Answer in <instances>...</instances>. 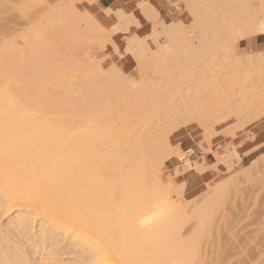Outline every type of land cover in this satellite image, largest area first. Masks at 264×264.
Here are the masks:
<instances>
[{"label":"bare ground","instance_id":"obj_1","mask_svg":"<svg viewBox=\"0 0 264 264\" xmlns=\"http://www.w3.org/2000/svg\"><path fill=\"white\" fill-rule=\"evenodd\" d=\"M6 1V6L3 0L1 5L10 7ZM14 1L16 4L17 0ZM14 1L10 3L13 5ZM38 1L43 9L38 5L35 11L28 4L30 1L27 4L17 1L26 5L19 9L23 19H19L18 12L3 14L7 16L5 23L11 21L13 14L15 19L16 14L24 21L19 22L21 26L34 16L37 24L29 21L32 26L24 24L26 28L22 27L25 29L21 32L17 30L21 29L17 21H12L13 25L6 23L11 27L7 31L9 36L22 35L24 42L19 43L20 39L15 41L13 37L15 45L5 37L2 41H9L8 44L0 42V46H5L0 47V208L12 203L13 209L35 210L36 214L34 218L18 220L7 236L0 220V260L84 264L86 258L103 248L114 264L153 260L165 264H240L244 257L249 264H264L261 242L255 261L247 252L256 241L255 233L260 235L252 231L255 224L261 231L256 220L264 217L261 209L255 214L256 220L253 219L248 207L257 193L254 180L259 182L255 162L250 169L243 170L244 175L240 174L247 178L257 172L252 175L256 177L251 189H247L248 185L241 188L243 177L235 174L189 201L183 195L184 183L180 187L161 178L162 169L176 158L184 163L182 171L203 175L209 169L202 162L180 159L181 144L172 143V136L179 130L196 125L203 132L202 147L222 135L233 137L236 130L261 118L264 78L252 84L254 80H249L248 75L261 70V52L240 57L232 43L221 44L224 40L217 31L222 28L236 32V37L239 34L241 38L233 35L232 41L261 36L258 29L264 23V0H185L186 14L205 12L201 15L206 19L214 15L211 21L202 19L208 22L210 30L218 28L214 35L203 34L204 39L213 36V46L204 39H194L192 31L183 24L160 23L159 12L150 3H142L139 6L142 14L153 23L151 39L154 36L167 39L169 49H160L147 58L148 43L137 38L131 41V46L128 44L127 53L139 62L142 76L139 86L117 68L115 72H104L102 66L97 70L91 57L82 51L89 37L91 41L100 34L90 35L81 29L66 7L77 1L61 0L56 4V0L54 6L51 4L53 8L48 6L50 11L45 6L47 1ZM7 9L4 10H12ZM125 17L132 19V15ZM63 50L73 52V56L81 50L80 59L61 58ZM212 51L222 54L208 56ZM177 53L182 56L187 53V57L177 58ZM148 59L150 62L146 63ZM180 59L186 61L187 73L175 80L172 72L183 71L175 64ZM223 69L228 71L215 74L213 83H208L209 70L219 73ZM233 119L236 123L228 125ZM216 127L222 129L216 131ZM261 157L263 162L264 156ZM239 159L238 151L233 149L220 164L231 173ZM180 171L177 169L176 174ZM239 190L246 193L241 209L232 205L236 197L228 210L227 200ZM75 197L87 203L83 215L74 217L57 210L58 205ZM161 202L166 203L165 215L148 228H140L137 219L153 215ZM242 213H247L246 217ZM248 217L254 220L250 219L251 224L246 225L250 227L245 226ZM249 229L253 237L249 234L247 240L252 244L246 250L241 240H245L244 233ZM235 255L240 257L238 263Z\"/></svg>","mask_w":264,"mask_h":264},{"label":"rangeland","instance_id":"obj_2","mask_svg":"<svg viewBox=\"0 0 264 264\" xmlns=\"http://www.w3.org/2000/svg\"><path fill=\"white\" fill-rule=\"evenodd\" d=\"M4 1V3H5V0H3ZM11 2H13L12 0H10ZM10 1L8 2V0L6 1L7 3H9L7 6H9L10 5V7H5L6 6V3L4 4L5 6L3 7L2 5H1V3H0V5L2 6V8H3V10L6 8H9V9H11L12 8V10L10 11H7V10H4L3 11V13L1 14V10H2V8H1V6H0V8H1V10H0V16L1 17H3V18H0V19H2V20H0V23L2 22V24L0 25V32H1V34H0V42L2 43L3 41V39H2V37L4 38H6L7 40H9V41H12V42H10V43H14V45L17 43H15V41H17V40H19L20 39V42L19 43H21V42H24V39L23 40H21L22 39V35H20V36H16L15 38L13 37V35L12 36H9L10 34H9V28H11V27H9L10 25H6V23H8V24H10V23H12V25H13V22L12 21H17L18 23L20 22H22L23 20H19V19H23L22 17L23 16H20L21 14L19 13V9H21L23 6H26V5H23V4H27L26 2H28V1H30V2H28V4L30 3L32 6H33V10H34V8L36 9V8H38L37 6L38 5H40V3H38L39 1L38 0H23V1H25V3L24 2H22V0H21V2L23 3V4H21V2L19 3V4H17V1H16V4H15V1H14V3H13V5L10 3ZM38 1V2H37ZM46 2V3H48V1L49 0H41V2ZM54 1H56V0H53V2L50 0V2H49V4L48 5H46V3H45V6L46 7H48L49 5L50 6H54L55 5V3H54ZM58 1H61V0H57L56 2V4H58L59 2ZM75 1H77V0H75ZM196 1V0H195ZM0 2H1V0H0ZM37 2V4H35ZM184 2H186L185 0H119V2L118 3H120L121 5H122V11L124 12V14H126V15H132V20H134L135 21V23H133V22H129V24L128 25H126L127 27H128V30L126 31V32H121V31H117L116 33H114L113 35H111V36H109V37H106V39L107 40H110V41H112V42H114L113 41V37H114V35H116L117 33H124V34H129L128 36H124V37H126V38H124L123 39V42H118L117 40H115V44L117 43V45L119 46V48H121V57H116V56H114L113 54H112V49H111V44L110 43H106L105 42V40H104V38H105V36H103L102 34H98L99 36L97 37H95L96 38V42H92L93 40H91L90 41V37L88 38L89 39V41H87L86 42V45H83V48H82V51L85 53V54H87V55H89L90 57H91V59H92V63L95 65V67H96V69L98 70V69H100L101 68V66H102V70L104 71V72H111L109 69L112 67V64H110L109 63V59H105V58H103L102 56H101V54L100 53H102V52H104V53H108V55H109V58L111 59V61H112V63H114L115 65H116V68L117 69H119L123 74H124V76H126V77H128V79H132L134 82H135V84H138V85H136V86H139L140 84H141V81H142V76H141V72H140V67H138V65H139V62L138 61H136L137 60V58H135V56H132V54H128L127 52H125V51H123V49H127V46H128V44H129V42H131L132 40H134V39H140V40H142L144 43L146 42V43H148V45H149V48H150V53L148 54V56H147V58H150V57H152V55H150V54H156V52L158 51H160V49L161 50H166V49H169V48H167L168 46H169V44H167V39L165 40L164 38H160L159 36H154L153 37V39H151L152 38V33H153V31H154V28H153V23L151 22V21H149V20H147V18L142 14V12H141V10H140V5L142 4V3H150L158 12H159V14H160V16H159V22L160 23H163L165 26H171L173 23H180V24H183V27L185 28V29H187L188 27L190 28H188L187 30H191L190 32L192 33V35H194L193 36V38L194 39H196L197 38V40H200V39H204V36H203V34H204V32H208V33H211V35H214L213 33H214V31H217V27L215 26L216 24H214V20L212 21V23L214 24V26L217 28H215L216 30H210V26L209 27H207V23L205 22L207 19H210V18H213V16L214 15H210L209 17H207V19L205 18V16H204V18H203V14L205 13V12H202V13H195V14H192V15H189V14H186V12H188V9H187V7H186V9H185V6H187L186 4H187V2H186V4L184 3ZM52 3H54V4H52ZM61 3V2H60ZM59 3V4H60ZM174 3L176 4L177 3V5H174ZM42 4V3H41ZM52 4V5H51ZM21 5H23V6H21ZM30 5V6H31ZM35 5V6H34ZM14 8H13V7ZM17 6V7H16ZM20 6V7H19ZM28 7V8H31V7ZM41 7H42V5H40ZM53 6H52V8H53ZM123 6H128V8H127V10H125L124 9V7ZM180 6V7H179ZM46 7H44V9H46ZM176 7H178V8H176ZM16 8H17V11H16ZM24 8V7H23ZM22 8V9H23ZM200 8H202V7H200ZM31 9V10H32ZM40 9V8H39ZM42 9H43V7H42ZM47 9H49V7L47 8ZM47 9L46 10H44V13L47 11ZM186 11H185V10ZM255 9H257V10H259L258 8H255ZM30 10V9H29ZM30 10V11H31ZM12 11H13V13H15L16 12V14H17V12H18V15L17 16H20L19 17V19L17 18V17H15L16 16V14H15V16H14V18L15 19H13L12 18V16L14 15H12L11 16V18H10V22L8 21H6V23L4 22L5 21V17H6V20H7V16H3V14L4 13H6V12H9V13H7V15H10L11 13H12ZM35 11V10H34ZM38 12L40 11V10H37ZM36 11V12H37ZM49 11H50V9H49ZM48 11V12H49ZM175 11V12H174ZM37 12V13H38ZM31 13V12H30ZM36 13V14H37ZM43 14V13H42ZM182 14V15H181ZM188 15V16H185V15ZM198 14H199V16H198ZM202 14V15H201ZM4 15H6V14H4ZM30 15V14H29ZM35 15V14H34ZM40 15V14H39ZM33 16V15H32ZM185 16V17H184ZM212 16V17H211ZM220 16V15H219ZM227 16H229V14L227 15ZM231 16V15H230ZM10 17V16H9ZM37 17H38V15H37ZM136 17V18H135ZM18 20H17V19ZM25 18V17H24ZM27 18V17H26ZM30 19H32L31 18V16L29 17ZM34 18H35V16H34ZM33 18V19H34ZM39 18V17H38ZM182 18V19H181ZM4 19V20H3ZM9 19V18H8ZM29 20V19H27L26 21H27V25H28V23H29V21L31 22H34V21H36V20ZM35 19H37V18H35ZM113 20H116V18L115 17H113L112 18ZM193 19H196L195 20V22L193 21ZM202 19H205V21L204 20H202ZM215 19V18H214ZM25 20V19H24ZM187 20V21H186ZM201 20V21H200ZM15 21H14V23H15ZM25 21V22H26ZM192 21H193V23H192ZM205 23H204V22ZM210 21H211V19H210ZM24 22V21H23ZM22 22V23H23ZM203 22V23H202ZM18 24V27H19V25H20V27H21V29L20 28H18L17 26V30H22V29H25L26 27L24 26V24H23V26H21V24ZM35 23L37 24V21L36 22H34V23H31V24H33V25H35ZM116 23H120V21L118 22V20H116ZM210 23V22H209ZM210 24L211 25V28H214L213 27V24ZM25 24V25H26ZM30 23H29V25H31ZM188 24V25H187ZM205 24V25H204ZM3 25V26H2ZM16 25V24H15ZM141 25L142 26H145L144 27V29L139 33V36H137V34H136V31H137V29H139V28H141ZM185 25V26H184ZM32 26V25H31ZM30 26V27H31ZM6 27H8L7 29H6ZM22 27H25V28H22ZM27 28H29V26L27 27ZM34 28V27H33ZM208 28H209V30H208ZM6 31H5V30ZM32 29V28H31ZM221 30L222 31H220V28H219V31H217V32H215V33H217L218 34V36H221V38L224 40V41H221L220 39H217V41H221V44H224V43H230V41H232L233 40V35H235V33L236 32H230V31H228V30H224V29H222L221 28ZM224 30V31H223ZM7 31H9V32H7ZM22 32V31H21ZM19 33V32H18ZM194 33V34H193ZM220 33V34H219ZM232 33H234V34H232ZM3 34V35H2ZM6 34V35H5ZM237 34V33H236ZM152 35V36H151ZM102 36L104 37V38H102ZM151 36V37H150ZM8 37H11V38H8ZM12 37L15 39V41L13 42V40L14 39H12ZM21 37V38H20ZM24 37V36H23ZM234 37H236V35L234 36ZM4 38V39H5ZM97 38H98V40H97ZM103 40H102V39ZM109 38V39H108ZM155 38L157 39V40H155ZM251 39V38H250ZM250 39H247V40H245V41H235V43L233 44L232 43V46L234 47V51H235V53H236V55H238V56H240V57H244V55H246V54H254V53H256V52H262V51H264V38H261V36H259V37H257L256 38V40L255 41H253L251 44H249V41H250ZM99 40H102V41H100V42H98ZM153 40V41H152ZM196 40V41H197ZM8 41V42H9ZM95 41V40H94ZM104 41V42H103ZM154 41H155V43H154ZM157 41V42H156ZM258 41H259V44H256V43H258ZM5 42V41H4ZM4 42H3V44H4ZM8 42H5V46H6V44H8ZM26 42V41H25ZM166 42V43H165ZM194 42H195V40H194ZM204 42H208V44L209 45H212L213 44V42H214V39H213V36L211 37V36H209L207 39H204ZM97 43V44H96ZM99 43V44H98ZM103 43V44H102ZM2 44V46L3 47H5L4 45ZM23 44V43H22ZM22 44H17V45H21L22 47H25L26 45H27V43H26V45L24 44V45H22ZM101 45V46H100ZM102 45H104V47H102ZM157 45H159V46H157ZM166 45V46H165ZM2 46H0V47H2ZM161 46H163V47H161ZM213 46V45H212ZM211 46V47H212ZM158 47V48H157ZM1 49V48H0ZM159 49V50H158ZM66 51V52H65ZM80 52H78L77 54H74V56L76 57H74L73 55H72V53L73 52H71V53H69L67 50H63L62 51V53H61V58H63V59H65V60H71L72 58L71 57H73V58H75V59H80V58H78V56L81 54V50H79ZM157 52V53H158ZM79 54V55H78ZM178 54V53H177ZM176 54V55H177ZM183 54V56L181 55V54H178V56L179 55H181V58L182 59H184V58H186L187 57V53H182ZM216 54H218V56L219 55H221L222 53L221 52H215V51H212V52H209V53H207V55L208 56H211V55H216ZM150 55V56H149ZM186 55V56H185ZM82 56V55H81ZM175 56V55H174ZM173 56V57H174ZM69 57L71 58V59H69ZM80 57V56H79ZM123 58H127V60H131V62H130V64H129V66H127V69H124L126 72H124L121 68H120V66H119V64H118V62L119 61H123ZM177 58H180V56L179 57H177ZM175 58H173V60H174ZM182 59H180V60H176L175 61V64L176 65H178L179 67H181L182 69H183V71H181V70H176V71H173L172 73H174V75L176 76V78H175V80H178V79H180L181 78V76H182V74L183 73H187V72H185L184 71V69L185 70H187L185 67L187 66V64H186V61H184V60H182ZM211 59H213V60H218V58H211ZM71 61H74L73 59L71 60ZM78 61V60H77ZM152 61V60H151ZM146 63H149L150 61H149V59L148 60H146L145 61ZM144 62V64L145 65H147L146 63ZM150 65V64H149ZM138 68H137V67ZM217 69V68H216ZM109 70V71H108ZM228 70H220V72L219 73H215L213 70H209L206 74H207V79L209 80L208 81V83H213V78H214V76H215V74L216 75H218V74H225L226 72H227ZM113 72V71H112ZM140 72V73H139ZM149 72H147V74H148ZM140 75V76H139ZM248 75H250V77H249V80L250 79H252V80H254V82L252 83V84H254V83H257V82H259V80L261 79V78H264V65H262V67H261V70H257L256 72H253V73H249ZM145 80H149V78H148V76H145ZM248 80V79H247ZM100 86V85H99ZM100 87H102V86H100ZM239 87V86H238ZM238 93H239V90H238ZM234 123H236V120H232L230 123H228V125H232V124H234ZM217 129V130H216ZM222 129V127H216L215 128V130L216 131H220ZM202 134H203V132H202V130L201 129H199L196 125H190V126H188V127H185V128H183V129H181V130H179L178 132H176L173 136H172V143H173V145H178V144H181V151H180V155H182L183 156V154H184V152L186 151V150H188V149H192V150H194L195 151V154H196V157H194L193 159H191L192 161H196L197 163H201V164H203V165H205L206 166V168L208 167L209 169H207L206 170V173H209L210 174V176L208 177V179L205 181V182H203V180H201L200 178H199V176L201 175L199 172H197V171H189V172H186V171H182L183 169V165H184V163L183 162H180L177 158L176 159H174V161L172 160H170V161H168L169 162V164L167 163V165H166V167H164V169H162V172H161V178L164 180V182L165 183H168L169 181L171 182V181H173L177 186H180V184H181V186H182V183H184L185 184V186H184V191H183V195H184V197L189 201V200H193L194 198H196L197 196H200L201 195V193H205L206 191L208 192V191H210V190H212L213 189V187H215V186H217L218 184H220V182L222 183V181H224V180H227L228 178L229 179H232L234 176H236V175H239L240 177H243V175H244V173H242V172H244L243 170H248V169H250L252 166V164H254V162H255V164L257 165L256 166V170H257V172H255L254 171V174L252 173V175H256V173H257V179H259V182L255 179L254 180V176H249V177H247V178H242L240 181L242 182V184L243 185H241V188H242V186H244L245 187V185H248V187H247V189L249 190V189H251V183L253 182V180H254V185H256L257 187H256V190H257V193H256V195H255V197L254 198H252V200L250 199L249 201H251L250 202V204H248L249 206L248 207H250V209H251V213H252V217H253V219H255V214L257 213V212H259L261 209H264V183H262V182H264V158H263V162L261 161L262 160V157L261 156H264V144L262 145V144H259V140H258V135L259 134H262V135H264V119H261V118H258L257 120H255L254 122H252V123H250V124H247V125H245L243 128H241L240 130H236V132H235V136H219L218 138H216V139H214L213 141H212V143H211V145H207V144H203L202 145V147H201V144H200V142H201V140H202ZM198 144H200V145H198ZM209 146V147H208ZM211 146V147H210ZM207 150V152H204V151H206ZM233 149H236L237 151H238V153H239V155H240V159L238 160L239 161V163H237V166L234 168L235 170L233 171V172H231V173H229V172H227V169L222 165V164H220V161L222 160V159H224V158H226L228 155H230L231 153H232V150ZM204 150V151H203ZM208 150H210V151H208ZM242 158V159H241ZM256 160L258 161V162H262V163H258V162H256ZM205 164H204V163ZM219 163V164H218ZM258 163V164H257ZM183 164V165H182ZM217 164V165H216ZM216 165V166H215ZM210 166V167H209ZM213 167V168H212ZM212 168V169H211ZM177 169H179V170H181L180 171V173H177L176 174V170ZM214 169V170H213ZM245 170V171H246ZM206 173H204V174H206ZM243 174V175H240V174ZM236 174V175H235ZM258 175H259V177H258ZM239 177V178H240ZM181 178V179H180ZM256 181H257V183H256ZM197 182V183H196ZM261 182V184L259 185V183ZM188 183V184H187ZM250 185V186H249ZM253 185V184H252ZM180 186V187H181ZM182 186V187H183ZM194 186V187H193ZM263 186V187H262ZM203 187V188H202ZM263 188V189H262ZM210 189V190H209ZM232 189V188H231ZM195 190V191H194ZM203 190V191H202ZM233 190V189H232ZM242 190V189H241ZM241 190H239L238 192H236L237 194H233V195H230L231 197L227 200V202H226V204H225V208H227V207H229L230 208V206H234V205H236V207H238L237 209H241V206L240 205H242V203H243V201H242V199H244L245 198V195H246V193H244L243 191H241ZM198 191V192H197ZM202 191V192H201ZM187 192H188V194H187ZM191 192V193H190ZM231 192V191H230ZM234 191H232L231 192V194L233 193ZM247 192V191H246ZM198 193V194H197ZM235 193V192H234ZM196 194V195H195ZM190 197V198H189ZM237 197V198H236ZM240 197V198H239ZM236 198V200H234L233 201V199H235ZM239 199V200H238ZM234 202V203H238L239 204V206H237L238 204H232L231 202ZM241 201V202H240ZM230 202V203H229ZM254 202V203H253ZM232 204V205H231ZM232 206V207H233ZM236 207H235V210H236ZM229 208H227L228 210H229ZM231 209V208H230ZM256 209V210H255ZM232 210H233V208H232ZM235 210H233L232 212H235ZM241 215H243L244 217H246V215H247V213L246 214H241ZM242 216V217H243ZM249 219L245 222V226L246 225H249V223L251 224V222H253L254 220H252L250 217H248ZM222 219V218H221ZM221 219H220V221H221ZM240 219H242V218H239V221H240ZM245 219V218H244ZM252 220L251 222L249 221V220ZM223 221H224V219H222ZM243 220V219H242ZM256 220V219H255ZM222 221V222H223ZM228 221H229V219H228ZM256 222H257V224L259 225V227L261 228V231H259L258 230V227H257V225L255 224L254 225V228H253V226H252V228H250V229H252V231L253 230H255V231H257V232H259V234L261 235V239H260V235H257L256 233H255V231H254V233H255V235L256 236H258L257 238H256V236L255 237H253V234H252V231H251V233H250V229L249 230H246V232L244 231L245 229H244V227H242V224H241V228H243L244 230H243V232H245L244 234H245V237L243 236V238H245V240L243 239V241H245V242H243L242 240H241V242L242 243H244L245 245H244V247L246 248V250H248V247L247 246H249V248H250V246H251V244H252V242L250 241V242H248V240H247V238L251 235V237H253V239L255 238V242H253V246H255L256 245V247H253V246H251V248L247 251V252H249L248 254L250 255V258H251V260L253 259H256V257L259 255L258 253H257V251H258V248H259V243L261 242V245H264V217L260 220V221H257L256 220ZM192 224H193V222H191ZM189 224V226L190 225H192V224ZM240 223H242L241 221H240ZM244 223V222H243ZM255 223V222H254ZM254 223H252V225L254 224ZM244 225V224H243ZM188 225L186 226V227H189ZM246 227H250V226H246ZM245 227V228H246ZM185 232V231H184ZM246 234H248V235H246ZM250 234V235H249ZM263 234V235H262ZM250 238V237H249ZM257 239L259 240L258 242H257ZM248 243H250L249 245H248ZM253 247V248H252ZM245 248H243V249H245ZM251 250V251H250ZM235 251H238V249H235ZM235 257H237L236 255L233 257V258H235ZM240 257H237V258H235V259H237V260H235V259H233V260H235V261H237V263H238V259H239ZM245 258V259H244ZM243 259L244 260H239L240 262V264H249V262H247V260H246V257H244ZM245 261L247 262V263H245ZM255 261V260H254Z\"/></svg>","mask_w":264,"mask_h":264},{"label":"snow or ice","instance_id":"obj_3","mask_svg":"<svg viewBox=\"0 0 264 264\" xmlns=\"http://www.w3.org/2000/svg\"><path fill=\"white\" fill-rule=\"evenodd\" d=\"M66 7L71 10L72 16L79 22L81 29L90 35L103 34L105 37H109L117 31L126 32V25L129 21L135 23L131 17H125L120 3L105 5L101 0H77V2L68 4ZM113 17H115L116 20H119L120 23H116V20L112 19ZM258 32L261 35V38H264V23L260 25ZM250 36L251 34H249V38ZM240 38L241 37L238 34L236 39ZM105 42L111 44L112 54L114 56L121 57V48H118L116 44L110 40L106 39ZM230 43L234 44L235 41H230ZM129 46H131V42H129ZM123 51L127 52V49H123ZM100 54L103 58L109 59V63L112 64V67L109 70L115 72L116 65L112 63L108 53L102 52ZM259 60L261 65H264V51L261 52ZM260 117L261 119H264V106L261 108ZM180 159L183 160L184 157L181 156ZM57 210L78 217L86 212L87 203L86 201H81L78 197H75L58 205ZM128 211L131 214V206H129ZM165 211L166 203H158L156 205L155 213L151 216L137 219V225L140 228H148L154 221L161 219L165 215ZM13 212L14 214H11ZM35 214V210L13 209L12 203H6L3 208H0V220L3 221L4 235H9V230L12 229L16 222L22 217L34 218ZM108 256V252L105 249L100 248L90 259L86 258L84 264H114V261L109 259ZM0 264H40V262L16 258L11 261L0 260ZM73 264H80V261H74ZM143 264H165V262L153 260L145 261Z\"/></svg>","mask_w":264,"mask_h":264},{"label":"crops","instance_id":"obj_4","mask_svg":"<svg viewBox=\"0 0 264 264\" xmlns=\"http://www.w3.org/2000/svg\"><path fill=\"white\" fill-rule=\"evenodd\" d=\"M101 2L103 4H105V5H110V4H113V3H118L119 0H101ZM123 7H124L125 10H127V8H128V6H123ZM144 27L145 26H142L141 25V28L137 29V31H136L137 36H139V33L144 29ZM128 35L129 34L126 35L124 33H117L116 35H114L113 41L115 42V40H117L118 42H123V39L126 38L124 36H128ZM257 37H259V36H257ZM256 38L255 37L254 38H251L250 41H249V44H251L253 41H255ZM256 44H259V41ZM116 46L119 48V46L117 45V43H116ZM130 62H131V60H127V58H123V61L122 62L119 61L118 64H119L120 68L124 72H126L124 69H127V66H129ZM258 140H259V144H262L263 145L264 144V135L259 134L258 135ZM209 176H210V174L209 173H206V174L200 175L199 178L201 180H203V182H205L208 179Z\"/></svg>","mask_w":264,"mask_h":264},{"label":"built area","instance_id":"obj_5","mask_svg":"<svg viewBox=\"0 0 264 264\" xmlns=\"http://www.w3.org/2000/svg\"><path fill=\"white\" fill-rule=\"evenodd\" d=\"M194 157H196L195 151L192 149H188L184 152V159L183 161L189 160V159H193Z\"/></svg>","mask_w":264,"mask_h":264}]
</instances>
